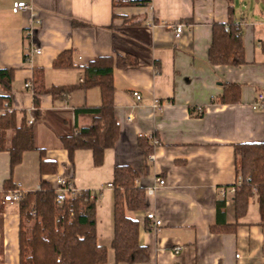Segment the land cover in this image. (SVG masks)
<instances>
[{
    "label": "crops",
    "instance_id": "crops-1",
    "mask_svg": "<svg viewBox=\"0 0 264 264\" xmlns=\"http://www.w3.org/2000/svg\"><path fill=\"white\" fill-rule=\"evenodd\" d=\"M16 1L32 3L41 22H33L29 11L14 12ZM123 1L0 0V68L14 69L12 88H0V94L8 96L17 125L23 118L28 123L33 119L36 145L12 169L13 130L7 129V149L0 150V198L8 180L15 185L12 189L25 193L38 189L42 181L56 188L59 177L80 190L98 193L97 238L108 248L109 263L114 200L108 184L116 165L129 164L139 172L137 183L145 190L156 177L166 181L146 194L144 210L127 211L140 222V241L149 248V264H264L258 197L246 215L237 218L233 194L220 191L237 181L234 144L264 141V99H258L259 93L264 95V0H234L245 51V62L239 66L212 64L208 56L213 24L229 20L227 0L114 5ZM129 17L140 23H125ZM179 23L184 29L176 37ZM30 26L35 28L33 37ZM32 42L43 53L28 59ZM65 50L73 51L75 66L55 68L53 61ZM128 54L136 58V65L114 69L118 141L106 149L101 165L85 148L76 150L72 161L62 138L92 122L95 114L89 109L100 106V87L76 89L66 98L43 94L37 110L25 83L33 78L35 67H42L48 88L76 84L93 58ZM225 83L240 85L239 102H218ZM134 90L141 93V100ZM155 99L160 109L154 108ZM141 136L154 145L148 161L139 145ZM42 161L48 171H41ZM220 201H224L221 207ZM148 211L162 220L160 227L153 228ZM21 222L19 202L3 201L0 264H19ZM217 225H236V230H212Z\"/></svg>",
    "mask_w": 264,
    "mask_h": 264
},
{
    "label": "trees",
    "instance_id": "trees-1",
    "mask_svg": "<svg viewBox=\"0 0 264 264\" xmlns=\"http://www.w3.org/2000/svg\"><path fill=\"white\" fill-rule=\"evenodd\" d=\"M228 1L229 20L213 24L212 41L209 47V60L212 64L239 66L245 62L244 38L241 26L235 22L234 0ZM150 0H126L114 2L127 5H146ZM127 24H138L133 17L125 18ZM136 65L133 55H102L84 65V76L79 83L47 87L44 69L35 67L30 89L34 94V105L40 108L41 96L51 94L54 98H66L76 89L99 86L102 101L99 107L89 109L95 116L92 122L77 129L72 135L62 138L70 159L78 149H91L94 163L104 162L105 151L114 147L120 137V124L115 113L114 69ZM55 68L75 66L73 51H63L54 61ZM14 79L13 68H0V88L9 91ZM241 100L240 85L225 83L224 92L218 98L220 103H237ZM196 109V108H195ZM83 109H81L82 111ZM199 111L198 114H202ZM7 129L13 130L9 147L10 164L14 169L27 150L36 149L33 123L23 118L16 123V111L10 107L8 96L0 94V150H5ZM139 145L146 161L154 152V145L148 137L141 136ZM237 181L233 184V199L237 218L246 215L250 202L255 196L260 204L264 220V141L238 142L234 144ZM47 162L42 161L41 171H48ZM139 172L129 164H119L114 168L111 181L113 188V238L114 264H149V248L140 241V222L127 211L144 210L147 207L145 187L137 183ZM2 193L15 185L8 180ZM1 193V194H2ZM91 191L80 190L77 194L68 193L61 204L56 201L57 192L49 182L42 181L36 190L23 194L19 201L22 215L20 226L19 264H107L108 248L97 238V197ZM2 197V196H1ZM0 198V207L3 206ZM220 201L218 206H223ZM148 219V218H147ZM31 222V227L26 224ZM212 230L235 231L236 225L212 226Z\"/></svg>",
    "mask_w": 264,
    "mask_h": 264
},
{
    "label": "built area",
    "instance_id": "built-area-1",
    "mask_svg": "<svg viewBox=\"0 0 264 264\" xmlns=\"http://www.w3.org/2000/svg\"><path fill=\"white\" fill-rule=\"evenodd\" d=\"M12 9L14 12L29 11L31 13L33 22H36V23L41 22V19L37 16V13H35L34 11V6L32 5V3H28L26 1H16L14 2ZM183 29H184L183 24L181 23L177 24L175 27V30H176L175 36L179 37ZM28 32L33 37L34 32H35L34 26H30ZM42 53H43L42 47L37 45L35 42H32L28 49L27 57L28 59H32L34 55H40ZM30 85H31L30 80L25 83V87L27 88H29ZM133 95L136 97L138 101L141 100L142 98V95L138 90H134ZM258 99L259 100L264 99L263 93L258 94ZM154 108L155 109L161 108V103L158 99L154 100ZM202 109H203L202 107H198L197 110L202 111ZM29 122L33 123V119H30ZM56 183H57V187L55 188L57 192L56 201L58 204H61L63 202V200L65 199L68 193L77 194L80 192V189L73 187L62 177L57 178ZM165 184H166L165 179H163L162 177H156L154 184L146 188V194L147 195L153 194L159 187L165 186ZM108 186L112 187V183L110 182ZM220 191L222 194H226V193L233 194L235 192V186L232 185L228 187H221ZM23 194L24 192H22L19 189H9L8 191L4 192L3 200L5 202H11V203L19 202L23 198ZM91 196L98 198L99 195L98 193H92ZM146 215H147V218L152 221L153 228H158L162 225V220L158 218L154 212L148 211ZM180 249H181V246L177 247L176 252H179Z\"/></svg>",
    "mask_w": 264,
    "mask_h": 264
},
{
    "label": "rangeland",
    "instance_id": "rangeland-1",
    "mask_svg": "<svg viewBox=\"0 0 264 264\" xmlns=\"http://www.w3.org/2000/svg\"><path fill=\"white\" fill-rule=\"evenodd\" d=\"M241 0H238V3H240ZM263 2V1H262ZM264 3V2H263ZM31 222L28 221V223L26 224L28 227H31ZM108 247H109V263L107 264H113L111 262L112 258H113V254H114V250L112 249L111 245L108 244Z\"/></svg>",
    "mask_w": 264,
    "mask_h": 264
}]
</instances>
